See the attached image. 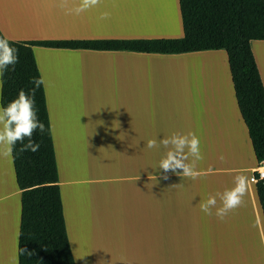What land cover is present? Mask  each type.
<instances>
[{"label": "crops", "instance_id": "0c3cea01", "mask_svg": "<svg viewBox=\"0 0 264 264\" xmlns=\"http://www.w3.org/2000/svg\"><path fill=\"white\" fill-rule=\"evenodd\" d=\"M79 4L0 0V32L11 40L183 35L178 0H101L69 14ZM105 12L109 18L100 19ZM250 47L264 87V40ZM33 53L75 264H264V216L252 177L264 163L255 158L224 49L35 45ZM174 132L199 137V179L171 172L163 179L156 169L166 149L146 143ZM240 174L247 178L244 203L223 221L204 214L200 203L232 188ZM20 194L12 157L0 156V264H16Z\"/></svg>", "mask_w": 264, "mask_h": 264}, {"label": "trees", "instance_id": "16d2710c", "mask_svg": "<svg viewBox=\"0 0 264 264\" xmlns=\"http://www.w3.org/2000/svg\"><path fill=\"white\" fill-rule=\"evenodd\" d=\"M183 35L155 38H93L11 40L19 62L4 74L0 105L15 99L20 89L32 87L41 77L33 46L65 49L126 50L144 53H185L224 49L235 98L248 129L255 158L264 162V87L250 47V40H264V0H178ZM35 109L45 124L43 134L34 133L38 152L12 154L16 183L21 191L18 248L31 256L19 255V264H75L63 215L58 171L51 137L43 85L35 93ZM27 140H25V143ZM264 216V177L255 182ZM17 248V254H18Z\"/></svg>", "mask_w": 264, "mask_h": 264}, {"label": "clouds", "instance_id": "9594fccd", "mask_svg": "<svg viewBox=\"0 0 264 264\" xmlns=\"http://www.w3.org/2000/svg\"><path fill=\"white\" fill-rule=\"evenodd\" d=\"M66 3L67 0H61L62 7ZM100 3L101 0H80V4L70 9L69 14L79 15ZM109 15L108 12H105L100 19H108ZM18 51L17 48L9 44L8 39L0 38V98L3 94L5 72L9 66L14 69L19 62ZM30 83L32 87L27 92L20 89L15 99L9 101L6 106H0V156L11 157L17 143L21 144L20 152L35 153L40 149V143L33 139V135L37 132L43 134L45 124L37 115L34 97L36 91L45 82L42 77H34ZM25 140H27L26 143ZM146 147L148 149L161 147L166 149L156 168L163 170V179H168L167 173L169 172L192 180L199 179L203 174L198 170L197 164L204 159V156L200 149V139L194 132H174L170 136L160 139L156 136L147 141ZM178 169L182 171H177ZM151 177L157 183L156 176L151 175ZM246 191L247 178L242 174L237 175L232 188L226 189L223 193L209 195L206 200L200 203V210L209 216L215 214L219 220L223 221L230 212L244 203ZM218 200L219 206H217ZM213 209H215V213H213ZM19 255L31 256L32 253L27 249L18 248L16 264H19Z\"/></svg>", "mask_w": 264, "mask_h": 264}, {"label": "built area", "instance_id": "2783aa9c", "mask_svg": "<svg viewBox=\"0 0 264 264\" xmlns=\"http://www.w3.org/2000/svg\"><path fill=\"white\" fill-rule=\"evenodd\" d=\"M253 179L255 181H257L258 179H261L264 177V165H260L256 168V170L254 171V174H253Z\"/></svg>", "mask_w": 264, "mask_h": 264}, {"label": "rangeland", "instance_id": "374dc122", "mask_svg": "<svg viewBox=\"0 0 264 264\" xmlns=\"http://www.w3.org/2000/svg\"><path fill=\"white\" fill-rule=\"evenodd\" d=\"M169 12H170V11H169ZM171 19H172V21H174V17H172V15H171ZM259 54H260V52H259ZM263 163H264V162H263ZM250 260H251V261L254 260V261H256V262L259 261L258 257H257V256H253V255L250 256Z\"/></svg>", "mask_w": 264, "mask_h": 264}, {"label": "bare ground", "instance_id": "6f19581e", "mask_svg": "<svg viewBox=\"0 0 264 264\" xmlns=\"http://www.w3.org/2000/svg\"><path fill=\"white\" fill-rule=\"evenodd\" d=\"M152 2H153V1H152ZM152 2H151V3H152ZM159 7H160V6H159ZM167 9H168V11L165 10V12H169L170 9H171V6L167 5ZM163 10H164V9H163ZM151 17H152V15H151ZM162 17H163V16H162ZM160 19H161V18H160Z\"/></svg>", "mask_w": 264, "mask_h": 264}]
</instances>
